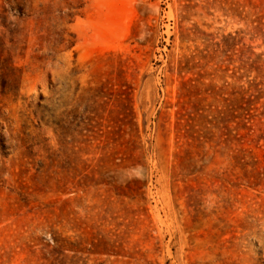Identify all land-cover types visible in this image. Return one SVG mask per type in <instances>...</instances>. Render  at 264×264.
Listing matches in <instances>:
<instances>
[{"label": "rangeland", "instance_id": "obj_1", "mask_svg": "<svg viewBox=\"0 0 264 264\" xmlns=\"http://www.w3.org/2000/svg\"><path fill=\"white\" fill-rule=\"evenodd\" d=\"M0 264H264V0H0Z\"/></svg>", "mask_w": 264, "mask_h": 264}, {"label": "trees", "instance_id": "obj_2", "mask_svg": "<svg viewBox=\"0 0 264 264\" xmlns=\"http://www.w3.org/2000/svg\"><path fill=\"white\" fill-rule=\"evenodd\" d=\"M181 68L179 69V73L181 72ZM225 101V99L223 100ZM214 114L213 116V121H215L217 124H226L228 123V113L226 110H218V109H214V112H212ZM202 119H204L203 116H201Z\"/></svg>", "mask_w": 264, "mask_h": 264}]
</instances>
